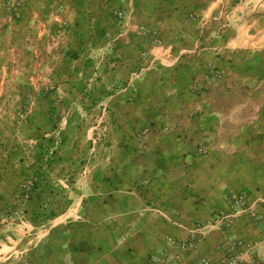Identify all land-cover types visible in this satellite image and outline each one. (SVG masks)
Wrapping results in <instances>:
<instances>
[{
    "label": "crops",
    "instance_id": "1",
    "mask_svg": "<svg viewBox=\"0 0 264 264\" xmlns=\"http://www.w3.org/2000/svg\"><path fill=\"white\" fill-rule=\"evenodd\" d=\"M8 1L18 0H0V214L14 212L1 221L0 264H85L77 259L84 249L70 248L74 236L62 228L92 222L96 205L115 206L118 223L153 224L128 235L133 257L125 261L117 248L116 264H156L158 257L164 264H221L231 254H241L238 264H264V183L251 179L252 165L250 175L238 167L231 105L236 79L243 78L246 94L264 82V21L233 23L239 14L264 15V0L228 7L221 0H21L19 18ZM195 13L196 23L185 19ZM209 15L229 22L220 26ZM143 22L169 39L163 47L146 44L143 73L129 74L137 60L125 33ZM175 31L186 33L178 40ZM38 94H52V105ZM22 96L37 99L17 118ZM254 101L264 109V93ZM110 104L123 112L121 125L149 134L141 138L140 128L139 137L115 139L114 152L94 153L104 160L87 162L82 188L75 183L77 146L90 145L92 116ZM44 110L55 117L41 116ZM237 188L250 192L261 219L213 224L215 213H234L226 197Z\"/></svg>",
    "mask_w": 264,
    "mask_h": 264
},
{
    "label": "rangeland",
    "instance_id": "2",
    "mask_svg": "<svg viewBox=\"0 0 264 264\" xmlns=\"http://www.w3.org/2000/svg\"><path fill=\"white\" fill-rule=\"evenodd\" d=\"M260 2V1H259ZM240 3V0H221V6H230ZM255 4V1H254ZM258 5V4H256ZM259 6V5H258ZM127 19V16L125 17ZM198 18H201L200 14H194L186 17V20H192L191 22H197ZM198 19V20H196ZM208 21H216L215 23H218V25H223L225 23H228V16L224 15H209L206 18ZM189 20V21H190ZM127 21V20H126ZM256 21L258 24L260 22L264 21V15L261 14V12L256 13L255 11L252 14H239L237 18L233 21L237 23H253ZM156 24L159 28L162 27L161 23L156 21ZM128 25H126L127 28ZM145 28L147 31H145ZM127 32V30H126ZM175 33H178L176 35L177 39H180V36L185 34L186 31H175ZM126 40L129 39L131 44H134L135 47L138 48V50L134 51L135 47L130 48L129 56L133 57L137 60V62L133 64H128V70L127 72L130 74L132 72H135V74L143 73L144 68L146 67V58L148 56V46L146 44H150V46H157V47H163L165 44H167V41L169 37H167V34L160 29H152L151 24L149 23H137L131 31V33H125ZM113 54H115L114 51H112ZM131 66V68L129 67ZM132 77V74H131ZM221 79H223V75H221ZM243 78L236 79L235 85L237 86L238 91L232 96L231 102H233L231 105L233 108L237 107V112L235 115L237 116V119L239 121L238 125V134H237V142H236V148L238 154V167H241V171L244 174V172L249 171L250 168H247L249 165H252L254 174H251L250 171L247 174H251V179H256L259 187L262 183H264V156L262 149V140H264V109L261 107H258V104L254 101L256 98L260 99L261 94L264 93V82L262 85L258 87V90L254 92V94H246L245 88L248 86H245ZM126 84H123L125 86ZM122 85L120 87H123ZM242 89V93L240 91ZM248 89V88H247ZM235 92V90H234ZM261 93V94H260ZM39 101L44 100L45 104L49 106L52 105V102L54 100L52 94L51 95H45V94H38L37 95ZM252 99L253 103H250L249 101ZM34 99H37L34 96L30 99L27 96L20 97V102L23 103L22 107H20V110L16 112L17 118H26V114L29 112L24 111L23 109L26 106H30L31 102L34 101ZM260 103V102H259ZM113 104H118L114 102ZM252 104V106H251ZM115 106V105H114ZM113 105L111 107V104L105 109L97 111L92 116L91 121V130L89 135V143H87L85 140H82L79 142L77 148L78 152L76 153L75 162L77 163L75 166L77 175V181L75 182L78 186H81L83 188V185H81L82 182H84V179H82L83 172L82 170L85 169V166H89L87 162L93 161V165L98 167L100 165V162L103 161V158H99L97 161L95 160V154L100 156L99 151H103V154L105 152H114V150H117V140H130V138H135L136 136L139 137V133L136 134V132L141 128L140 131L144 129V126H129L125 122L124 125L120 124L121 119V113L120 110L115 108ZM263 109V110H262ZM26 110V109H25ZM76 113V112H75ZM41 116L50 118L55 117L54 111H48L44 110L41 112ZM73 116H75L73 114ZM72 116V117H73ZM79 116V114L77 115ZM243 124H246L243 128ZM148 129V128H147ZM131 131H134V134H131ZM246 132V133H245ZM81 133H84V130H81ZM93 151V154H90L91 150ZM116 152V151H115ZM95 153V154H94ZM108 155L107 158H109ZM106 158V157H105ZM49 160L52 162L54 161L53 158L49 157ZM90 161V163H91ZM51 162V163H52ZM50 163V164H51ZM92 165V166H93ZM246 165V166H245ZM67 168V166H66ZM90 167L89 169H91ZM36 170V168L34 169ZM244 176V175H242ZM244 191L246 195L250 196V192L246 190L245 188H237L235 190H232L226 199L228 200L229 195L236 194L239 192ZM230 204V203H229ZM13 206V205H12ZM231 206V205H230ZM28 207L23 206L19 209L26 210ZM1 209V208H0ZM6 208L2 215L0 214V225L7 224L6 221L1 222L2 218L6 219L7 214H10L11 211L14 212V208ZM94 213L91 215L90 218L93 219L92 222H89L88 220H82V222H76L74 224H65L62 228V232L68 233L72 236H74L71 239V242L69 244L70 248L73 246L77 250L80 248H83L85 251L83 255L78 254L77 259L84 262L85 264H102L105 261H107V264H116L117 259H120L119 254L117 252L122 249L123 255L125 256V261L128 260L130 262L131 258L133 257V250L134 245L130 238H128L129 234H131L133 231H142L144 233L148 232V227L151 228L153 224L149 223H134L124 221L123 223H118L116 220V207L110 206V207H101V206H91L89 208ZM2 211V209H1ZM11 215V214H10ZM12 216V215H11ZM107 216L108 222H97L100 218H105ZM16 217V216H15ZM10 219V218H8ZM261 219V218H259ZM14 221V219H13ZM264 223V222H263ZM138 226V227H137ZM135 228V229H134ZM141 229V230H139ZM123 235H126V239L124 243H119L118 238L120 239ZM82 236V237H81ZM172 241L169 240V242ZM119 250H118V249ZM78 252V251H77ZM67 257V256H66ZM165 258L161 257L156 260V264H164ZM166 264V263H165Z\"/></svg>",
    "mask_w": 264,
    "mask_h": 264
},
{
    "label": "built area",
    "instance_id": "3",
    "mask_svg": "<svg viewBox=\"0 0 264 264\" xmlns=\"http://www.w3.org/2000/svg\"><path fill=\"white\" fill-rule=\"evenodd\" d=\"M8 11L12 14V16L19 18L21 16L20 12V6H21V0L16 1L13 3L12 1H8L6 3ZM145 31L147 29L145 28ZM221 74L217 75V77H220ZM149 134V129L145 128L142 130L139 136L143 138V136H147ZM33 183L27 182L24 187H23V197L24 199L28 200L30 198L31 194V188H32ZM228 202L231 205V208L233 210V214H227V213H215L213 215L214 217V223L215 225L219 227H229L236 216H250L254 219H259L258 214H256L254 208L249 204L248 202V196L244 191L236 193V194H231L229 195ZM229 250V249H228ZM241 259V254L238 255H230L228 258L224 259L221 264H238ZM201 264H213L209 259H203Z\"/></svg>",
    "mask_w": 264,
    "mask_h": 264
},
{
    "label": "trees",
    "instance_id": "4",
    "mask_svg": "<svg viewBox=\"0 0 264 264\" xmlns=\"http://www.w3.org/2000/svg\"><path fill=\"white\" fill-rule=\"evenodd\" d=\"M48 146V145H47ZM31 199V198H30ZM28 209V208H27ZM65 233V232H64ZM65 236H67V235H65Z\"/></svg>",
    "mask_w": 264,
    "mask_h": 264
}]
</instances>
